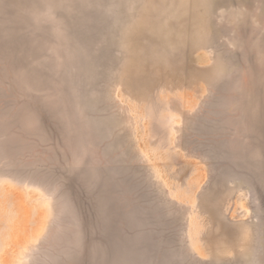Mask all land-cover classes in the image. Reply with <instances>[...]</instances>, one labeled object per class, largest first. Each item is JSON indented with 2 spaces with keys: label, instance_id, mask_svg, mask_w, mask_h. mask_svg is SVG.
<instances>
[{
  "label": "rangeland",
  "instance_id": "obj_1",
  "mask_svg": "<svg viewBox=\"0 0 264 264\" xmlns=\"http://www.w3.org/2000/svg\"><path fill=\"white\" fill-rule=\"evenodd\" d=\"M0 264H264V0H0Z\"/></svg>",
  "mask_w": 264,
  "mask_h": 264
}]
</instances>
